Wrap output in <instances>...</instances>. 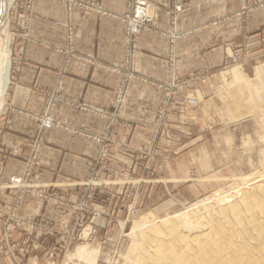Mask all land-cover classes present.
Segmentation results:
<instances>
[{"label": "rangeland", "instance_id": "rangeland-1", "mask_svg": "<svg viewBox=\"0 0 264 264\" xmlns=\"http://www.w3.org/2000/svg\"><path fill=\"white\" fill-rule=\"evenodd\" d=\"M35 1L15 0L6 21L11 82L32 41L24 30ZM62 1L103 11L100 0ZM127 4L123 66L114 68L121 77L110 102L70 103L104 120L101 131L80 132L95 143L85 172L40 181L50 177L38 163L47 132L79 131L56 118L67 101L58 90L34 117L24 167L13 165L6 178L0 165V264H129L132 232L144 215L192 212L215 192L245 188L244 178L263 169L264 22L251 15L260 1L239 0L193 26L183 24L193 0H169L165 10L151 0ZM146 33L166 50L161 77L140 68ZM202 33L203 41L194 40ZM68 38L72 47L74 30ZM82 245L98 250L96 262L76 256Z\"/></svg>", "mask_w": 264, "mask_h": 264}, {"label": "crops", "instance_id": "crops-1", "mask_svg": "<svg viewBox=\"0 0 264 264\" xmlns=\"http://www.w3.org/2000/svg\"><path fill=\"white\" fill-rule=\"evenodd\" d=\"M151 1L164 7L163 10L169 4V0ZM238 1L193 0V8L184 15L183 24L193 26L210 21L227 6L235 8ZM259 1L263 8L251 14L252 21L264 22V0ZM100 2L102 12L62 0L35 1L30 24L24 30L32 41L27 44L20 63L13 67L10 91L0 110V165L6 178L12 174L13 165L24 167L29 155L28 139L35 129L34 117L55 90H58L56 95L67 100L63 102L66 105L57 107L56 118L79 131L54 127L47 132L38 163L49 168L50 177H42L40 181H61L57 174L63 177L85 172L95 143L80 132H99L104 120L72 104H108L121 77L114 68H121L124 59L125 25L121 17L127 10V0ZM69 14L72 18L67 23ZM161 15L165 18L163 23H167L164 11ZM70 30H74L72 47L68 38ZM205 35L198 34L194 40L203 41ZM223 52L224 48L215 53ZM165 53L159 36L144 34L139 54L141 70L151 78L161 77L164 73L161 57Z\"/></svg>", "mask_w": 264, "mask_h": 264}, {"label": "bare ground", "instance_id": "bare-ground-1", "mask_svg": "<svg viewBox=\"0 0 264 264\" xmlns=\"http://www.w3.org/2000/svg\"><path fill=\"white\" fill-rule=\"evenodd\" d=\"M14 1L0 0V110L11 82L7 19ZM262 165L261 172L244 178L247 187L230 188L228 194L215 192L192 212L163 218L155 213L144 215L132 232L129 264H264ZM97 253L82 245L76 256L96 262Z\"/></svg>", "mask_w": 264, "mask_h": 264}]
</instances>
